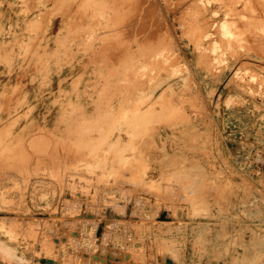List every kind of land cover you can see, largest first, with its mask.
<instances>
[{
    "label": "rangeland",
    "instance_id": "374dc122",
    "mask_svg": "<svg viewBox=\"0 0 264 264\" xmlns=\"http://www.w3.org/2000/svg\"><path fill=\"white\" fill-rule=\"evenodd\" d=\"M29 1L0 0L5 141L62 128L64 92L83 73L78 38L67 21L59 29L63 2ZM222 2L142 0L135 10L126 42L166 68L145 59L142 105L121 109L133 111L124 125L110 114L108 134L131 144L109 171L96 163L111 151L102 145L81 163L59 147L68 158L56 173L46 160L24 170L0 161V264H264V0ZM36 47L58 52L34 65ZM158 88L165 99L147 106Z\"/></svg>",
    "mask_w": 264,
    "mask_h": 264
},
{
    "label": "bare ground",
    "instance_id": "6f19581e",
    "mask_svg": "<svg viewBox=\"0 0 264 264\" xmlns=\"http://www.w3.org/2000/svg\"><path fill=\"white\" fill-rule=\"evenodd\" d=\"M24 1L25 0H23V2ZM61 1L63 2L64 10L58 22V24L60 25L59 29L63 28L67 21L68 22L67 32H70L73 35L72 41L75 42L76 41L75 38L76 37L78 38L77 43L81 45V48L83 49L85 55L82 61L80 62V65L82 66L83 69V73L81 72V74L77 78V81L75 80V82L71 84L70 88L64 92L67 99L66 101L61 102L62 104L61 107L63 111L66 112V115H63L60 120L63 123L62 125L63 127L56 132L49 131L46 134H43V132L36 134L37 132L36 133L34 132V134L36 135H33L32 133L33 136L27 138H25L23 135H20L18 138L15 139L14 142L11 139L9 141H5L2 139L3 140L2 141L0 136V146L3 145L4 147V148L1 147L2 150H0V161L2 162L3 165L13 164L17 166L20 165L21 167L23 166L22 168L24 170V166L29 164L30 161H32V159L35 160L37 165L38 163L40 164V161L46 160L48 165H50V167H48V171L50 170V172L52 171L56 173L59 172L60 165H64V160L68 158L67 156L68 154L63 155L58 153L59 147L61 149L68 148L70 150L68 153L74 151L72 152V155L73 156L75 155L74 157H77L75 159L80 161L81 163L82 159L85 158L84 150H87L88 153L87 161H88V159L91 156H97V152L98 150H100L99 147L102 145L107 149H111V151L109 152V154L106 153L105 154L103 153V155L100 154V157L97 159L96 163H98L99 165L106 163L109 167L108 169L109 171L113 167L114 161L123 159V154L121 152L123 146H125L126 144L129 145L131 144V141L129 143L124 142V140L122 141V133L119 130H118L119 132L115 134L114 139L113 137H111L110 134H108L106 129L110 126V123L112 122L110 114L116 113L120 115L121 119L119 121V125H124L126 121H129L131 118L128 117L127 114L132 113L133 111L128 112L129 111L128 109L130 108L135 110L138 106H141L143 103V99L141 98L142 94L139 88L144 84L146 78L144 76V71L140 69L141 65L144 62H146V60H148L151 63H155V65L158 66V70H157L158 73L164 70L166 68V65L160 59L156 60L154 56H153L154 60L153 58L151 59L150 54L148 53H143L141 56H137L134 50L132 49V44H128L126 42L127 38L130 35L131 22L135 20V16H136L135 10H138L140 8L142 0L139 1L133 0L131 3L128 2V0H61ZM219 1L221 2L223 1L224 3H226L225 0H219ZM255 1H256L255 5L256 4L257 5L259 4L261 6L263 5L262 3L263 0H251V3ZM29 4L32 5L31 3ZM246 5L252 7L253 11H255V6L253 4L252 6L248 3ZM44 12H46V14L48 15L50 13V12L47 13V11ZM44 16L46 15L44 14ZM48 19L47 22H49ZM31 20H33V18L27 21L29 22ZM69 22H71V24ZM30 23H34V22L31 21ZM52 23L55 24L57 22H52ZM224 25L225 24L220 25V28ZM197 28H199L198 24L195 29ZM203 28L204 27H202V29ZM148 33L151 32L147 30L144 31V35ZM57 36H56V40H58L59 38ZM5 43L6 41L4 39L2 40L0 39V48L5 49L6 46ZM138 44H142V43L138 42ZM138 44H136V46L133 48L138 50H144V47L143 46L139 47ZM60 45L62 46L61 48L67 49L65 42L64 43L61 42ZM37 48L38 47H36V49L33 51V55L32 57H30V61H29V63H33L34 65L39 64V59L37 57H40L43 54H47V57H50L48 55H52L53 57L54 55H57L58 52V51H53L51 53L49 52L46 53V51L44 50L42 52H39ZM56 48L58 47L55 46L54 49ZM61 51H59V54ZM63 52H65V50H63ZM14 53L15 52H13L12 49L8 50L6 52V57L4 58V60L6 62H11ZM37 69L40 70L39 66ZM120 77L121 79H123L122 82H118ZM164 96H165L164 89L161 90L158 88L156 92L151 93V95L145 100V103L149 107L156 104H160L163 101V99H165ZM80 97H82V100L79 99ZM122 102H124V104H122ZM1 103H3V101ZM121 104L122 106H120ZM121 109L123 111L128 110L127 111L128 113L126 112L125 114ZM60 121H58L57 123L60 124ZM1 128L3 129V127H0V135L6 130L5 129L4 131H2ZM38 129L41 130V128ZM135 132L136 131L127 130L124 133L126 135H129ZM131 138H132L131 140H133L134 137ZM13 143L17 144L16 149L18 150V152H15L14 150L10 151V148H12L11 145H15ZM110 145L113 146V149L110 147ZM63 150L64 149H62L61 151ZM65 152L67 153V150ZM36 164L34 163V165ZM23 170L20 169L19 172L21 173V171ZM32 170L36 171L35 167L34 169L32 168L30 172H34ZM4 171L6 172V170ZM4 171H1V173H3ZM30 172L27 173L23 172L22 176L23 174L29 175ZM76 173L78 174V172ZM33 174H35V172ZM81 175L82 174H80V177ZM213 187L211 188L212 190Z\"/></svg>",
    "mask_w": 264,
    "mask_h": 264
},
{
    "label": "water",
    "instance_id": "95a60500",
    "mask_svg": "<svg viewBox=\"0 0 264 264\" xmlns=\"http://www.w3.org/2000/svg\"><path fill=\"white\" fill-rule=\"evenodd\" d=\"M101 260H102V259H101ZM44 261H45V262H49V263L52 262L51 259H44Z\"/></svg>",
    "mask_w": 264,
    "mask_h": 264
},
{
    "label": "built area",
    "instance_id": "2783aa9c",
    "mask_svg": "<svg viewBox=\"0 0 264 264\" xmlns=\"http://www.w3.org/2000/svg\"><path fill=\"white\" fill-rule=\"evenodd\" d=\"M102 259V260H101ZM98 260H100V261H103L104 259L103 258H101V257H99V259Z\"/></svg>",
    "mask_w": 264,
    "mask_h": 264
}]
</instances>
